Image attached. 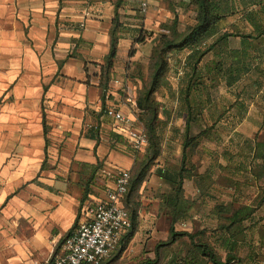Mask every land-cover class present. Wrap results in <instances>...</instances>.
<instances>
[{"label":"crops","instance_id":"0c3cea01","mask_svg":"<svg viewBox=\"0 0 264 264\" xmlns=\"http://www.w3.org/2000/svg\"><path fill=\"white\" fill-rule=\"evenodd\" d=\"M115 1L0 0V264H44L61 250L85 204L102 199L118 171L133 174L141 159L106 108L133 118L141 113V80L129 70L142 48L155 50L156 33L136 38L138 30L153 29L152 4L165 0H148L145 12L143 0H122L123 28L104 97L101 66ZM157 15L165 20L164 11ZM170 191L154 173L126 193L123 201L136 214L127 250L138 251L159 221H168L161 208Z\"/></svg>","mask_w":264,"mask_h":264},{"label":"rangeland","instance_id":"374dc122","mask_svg":"<svg viewBox=\"0 0 264 264\" xmlns=\"http://www.w3.org/2000/svg\"><path fill=\"white\" fill-rule=\"evenodd\" d=\"M258 2L264 0L223 3L225 16L217 29L203 35L198 44L206 50L203 55L194 54L189 46L161 54L163 71L151 94V103L157 109L154 124L161 149L148 175L156 173L158 165L177 172L182 165L183 144L188 141V159L183 165L186 178L181 184L183 200L186 204L195 200V210L175 220L161 219L155 237L145 236L138 251L127 250V245L106 264H206L207 258L200 251L202 244L222 257L232 252L243 264H264V164L257 157L264 151V34L254 30L246 17L247 13L255 14L264 27L263 6ZM152 5L154 26L144 34L156 33L155 50L142 48L141 56L129 70L131 78L141 80L137 91L141 99L155 73L160 35L179 40L202 17L197 0H165ZM161 11L164 21L162 17L158 20L157 13ZM244 32L251 33L253 45L234 61L230 51L241 50L240 35ZM224 34H229L226 40ZM135 51L132 49L131 54ZM231 62L235 66L227 67ZM187 85L190 92L184 94ZM143 106L138 116L148 130L143 119L149 110ZM188 112L193 118L190 132L186 133ZM146 150H141V157H145ZM243 207L251 209L249 215L234 220L233 213ZM171 225L175 232L191 236L178 235L173 243L163 244L170 239Z\"/></svg>","mask_w":264,"mask_h":264},{"label":"trees","instance_id":"16d2710c","mask_svg":"<svg viewBox=\"0 0 264 264\" xmlns=\"http://www.w3.org/2000/svg\"><path fill=\"white\" fill-rule=\"evenodd\" d=\"M199 4V8L201 10V21L194 26H192L188 32H186L184 35L181 36L179 40H172V38L166 34L160 35L161 44L157 46L156 48H160L158 51L159 53L156 55V62H155V73L152 78L151 84L148 88H146L142 94L143 99H141V94L139 97H137V105L141 109V105H144L143 108L149 110L148 117L146 119H143L146 123V126L148 127L147 134L149 138L148 145L145 147L146 153L145 157H141L139 161H137V164L135 166V171L132 174L129 181V188L127 191V194L129 192H132L138 188L140 183L145 180L146 176L148 175L149 167L153 163L154 160H156L160 155V149L161 144L160 141L156 138V107L154 104L151 103V94L153 93L156 82L158 80L159 74L163 71V61L161 54H164L167 50L173 49V48H182L184 46L192 47L194 54H198V56L203 55L206 53V50H201V48L198 46V44L201 42V37L205 34L211 33L213 30L217 29L218 24L220 20L225 16V12H223V9L225 11V7L223 3H226L227 0H197ZM257 3V2H255ZM122 4V0H116L115 1V17L113 19V28L111 31V46L110 51L108 55L105 58L104 63L101 66V87L103 89V96L105 97L106 91L109 88V84L111 81V70L114 66L116 54H117V43L119 40L120 35L118 34L119 30L123 28V23L120 22V15L118 14V9ZM258 4H262L263 6L262 10L264 12V3L258 2ZM261 11L259 13H261ZM246 17L248 18V22L253 25L254 30L258 31L260 34H264V27L262 23L257 22V17L255 14L247 13ZM176 21V20H175ZM175 34H177V30H174ZM149 35V34H148ZM152 35V33H151ZM229 34H224L223 38L224 40L227 39V36ZM241 37V43L242 48L239 49H233L230 51V57L235 60H240V53H247V50L253 45L252 43V35L249 32H244L240 35ZM145 39L144 31L138 30V37L136 38L137 42H142ZM239 57V58H238ZM235 62H231V64L227 67L233 68L235 66ZM222 68L219 67L218 70L220 71ZM190 88L188 85L184 89L183 93L186 94L187 90L190 92ZM107 96V95H106ZM107 110V108H106ZM190 112H188V116L186 119V133L190 132L191 129V120L192 116L190 117ZM139 119L141 120V116H139ZM187 137V136H186ZM155 140V141H154ZM188 141H185L183 144V156H182V165L181 168L177 172L167 171L160 168L156 169V173L163 178L166 182L169 183L171 186V191L166 194L165 202L163 204V207H166L167 214L170 217L171 220H175L176 218H180L184 212H188L189 210L196 205L195 200H189L186 204V200H183L184 194H183V187H182V180L184 179L185 175L183 174L184 171V163L188 159V155L186 152ZM134 153H137L139 151L134 150ZM260 161H263L264 164V151L259 153L257 156ZM264 166V165H263ZM191 177V176H188ZM186 178V177H185ZM126 194V195H127ZM126 198V196H125ZM124 198V201H125ZM264 198V195H263ZM123 201V203H124ZM125 205V203H124ZM126 206V205H125ZM126 208L129 211L130 219H131V226L130 228L124 233L122 236L120 243L118 247L110 254L109 257H107L102 264H106L113 256H118L121 254L125 247L128 245L130 239L133 237L134 232L136 231V214L135 211L129 209L127 206ZM250 210L248 207H243L242 209H238L233 213L232 218L234 220L241 219L242 217H247L250 213ZM170 239L163 244H170L173 243L176 240V237L178 235H189L188 232H175L174 226L171 225L170 230ZM201 246V254L204 255L207 258V263L211 262L212 264H242V261L240 258L234 256L232 252H228L226 254V257L223 259L221 255H219L216 251H214L209 245L202 244ZM206 263V264H207Z\"/></svg>","mask_w":264,"mask_h":264},{"label":"built area","instance_id":"2783aa9c","mask_svg":"<svg viewBox=\"0 0 264 264\" xmlns=\"http://www.w3.org/2000/svg\"><path fill=\"white\" fill-rule=\"evenodd\" d=\"M147 8L148 3L143 0L141 11ZM106 113L133 150L140 151L148 145L147 131L137 118L115 106L107 108ZM130 178L129 170H119L114 185L105 188L102 199L85 204L83 217L65 237L61 250L44 264H102L131 226L129 211L123 203Z\"/></svg>","mask_w":264,"mask_h":264}]
</instances>
